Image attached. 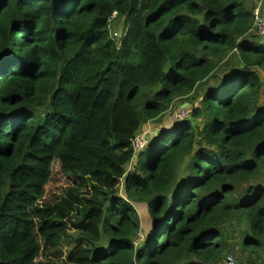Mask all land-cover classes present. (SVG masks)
Returning a JSON list of instances; mask_svg holds the SVG:
<instances>
[{
  "label": "trees",
  "instance_id": "trees-1",
  "mask_svg": "<svg viewBox=\"0 0 264 264\" xmlns=\"http://www.w3.org/2000/svg\"><path fill=\"white\" fill-rule=\"evenodd\" d=\"M248 6L0 0V264H63L36 258L40 241L55 249L69 237L65 211L78 214L71 264H222L229 252L256 264L264 39L250 32ZM233 51L237 64L216 79ZM178 99L188 116L160 129L127 170L144 123ZM55 165L70 183L64 195H88L45 202Z\"/></svg>",
  "mask_w": 264,
  "mask_h": 264
},
{
  "label": "rangeland",
  "instance_id": "rangeland-1",
  "mask_svg": "<svg viewBox=\"0 0 264 264\" xmlns=\"http://www.w3.org/2000/svg\"><path fill=\"white\" fill-rule=\"evenodd\" d=\"M247 2L249 3L248 7H252L253 14L256 10H258L260 17L264 18V0H247ZM112 26L114 30L117 31V30H120V28L123 26V23L121 20L115 18L112 22ZM263 32H264L263 30H257L256 32H252V34L260 39H264V35L262 34ZM231 63L237 64L234 51L229 53L218 65L216 69V77H217L216 79H218L220 76H222L226 72V70L228 69V65H230ZM263 69L264 67L255 69V71L259 74L261 81H262V91H264V70ZM213 82H215V79L214 80L210 79L209 81H207L206 85L207 86L212 85ZM203 87H204V84L199 85V88L201 90H203ZM195 93L198 95V98L194 102L196 104L197 100L200 99L199 97L200 91L197 89ZM191 96L192 95H190V97ZM185 108H190V104L187 101L180 100V99L174 101L171 107L165 113L160 115L157 119L152 120V121H147L146 123H144V125L141 128V131L137 135L145 137L146 143H147L150 140V138H152L159 132L160 129L168 128L171 122L178 121L180 119V118H177L178 115L184 116V118L188 116L189 110H185L184 112H182ZM200 125H201V122H200ZM145 147L143 146L140 150H134L135 156L133 157V160L131 161V163L127 166V170H129L130 168H133L136 162V154L144 150ZM52 175L53 176L50 179V182L46 186V196L44 198L45 202H53L55 200L60 199L59 202L62 204L69 200L74 201L75 197H82V196L88 195V191L86 189L85 190H74L71 194L64 195L66 193V188L70 186V183L60 173L59 167L56 165L53 167ZM261 183H264V175L260 176L259 178V184ZM119 193L120 194L122 193L121 187H120ZM140 213L142 214V211ZM77 218H78V214L76 211H65L63 214L59 216L58 219L61 221V223H63L66 226L69 237L64 239V241L55 249L49 248L42 241H40L39 242L40 250L37 255L36 261L56 260V261L62 262L63 264H71L69 262V257L75 251L78 245L77 243H74L73 241H71V237H73V235L77 233L76 231V225L78 221ZM142 218H143L142 220L143 223H142L141 232L143 233V235H145L148 223H147L146 218L144 217ZM243 230H244L243 224L235 226L233 240L241 242L242 241L241 233L243 232ZM252 258L254 262H256V264H264V250L261 252V254L259 255L257 254V256L252 255Z\"/></svg>",
  "mask_w": 264,
  "mask_h": 264
},
{
  "label": "built area",
  "instance_id": "built-area-1",
  "mask_svg": "<svg viewBox=\"0 0 264 264\" xmlns=\"http://www.w3.org/2000/svg\"><path fill=\"white\" fill-rule=\"evenodd\" d=\"M253 15H254L253 26L250 29V32L251 33L256 32L257 30H263L264 31V18L260 17L258 10H256ZM114 16H115V12L113 13V17ZM262 34L264 35V32ZM184 111L185 110H183L182 112H184ZM177 118L181 119V118H184V116L178 115ZM146 144L147 143H146L145 137L140 136V135H136L135 138L132 140L131 146H132L133 150H140L143 146L145 147ZM142 239H143V233H140L138 235L137 241H141ZM223 262H224V264H237V260L230 253H228L224 256Z\"/></svg>",
  "mask_w": 264,
  "mask_h": 264
},
{
  "label": "crops",
  "instance_id": "crops-1",
  "mask_svg": "<svg viewBox=\"0 0 264 264\" xmlns=\"http://www.w3.org/2000/svg\"><path fill=\"white\" fill-rule=\"evenodd\" d=\"M229 253L233 254L232 252H229ZM233 255H234V254H233ZM234 256H235V255H234ZM235 258H236V256H235ZM222 264H224V262H223Z\"/></svg>",
  "mask_w": 264,
  "mask_h": 264
}]
</instances>
